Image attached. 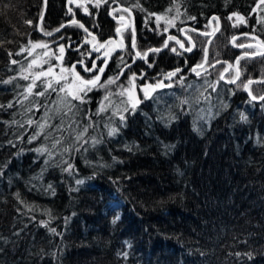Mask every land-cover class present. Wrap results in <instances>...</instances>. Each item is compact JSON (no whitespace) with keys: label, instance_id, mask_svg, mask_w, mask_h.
<instances>
[{"label":"trees","instance_id":"obj_1","mask_svg":"<svg viewBox=\"0 0 264 264\" xmlns=\"http://www.w3.org/2000/svg\"><path fill=\"white\" fill-rule=\"evenodd\" d=\"M68 1L48 0L44 33L72 19L66 18ZM259 2L104 3L135 9V48L142 53L164 47L168 20L193 29L191 43H185L195 46L193 53L171 41L166 51L149 58L157 72L187 65L184 83H178V76L166 90L182 96L164 99L163 107L169 108L163 119L154 99L135 109L124 96L102 103L94 92L84 103L73 101L79 112L53 131L39 125L60 123L59 115H53L57 94L24 99L30 84L24 71L36 57L20 51L43 39L38 24L45 0H0V264H264V101H251L244 89L249 79L264 80V57H242L236 84L221 80L224 68L228 63L235 68L243 52L231 45L233 37L240 36L237 46L250 41L249 33L264 41V4L259 15L255 12ZM98 10L87 17L78 9L76 18L89 32L100 30L96 33L105 40L119 22L106 9L100 15ZM236 14L249 24L229 19ZM212 21L221 30L209 46L208 66L224 62L196 77L188 70L205 60L211 37L200 33L210 32ZM130 30L124 33L128 51L117 55L119 60L134 56ZM75 34L86 32L70 24L58 37L66 45ZM84 57L69 51L66 61L73 65ZM205 77L224 88L227 108L202 120L200 127L184 95L188 81ZM250 91L264 95V83L252 84Z\"/></svg>","mask_w":264,"mask_h":264},{"label":"snow or ice","instance_id":"obj_2","mask_svg":"<svg viewBox=\"0 0 264 264\" xmlns=\"http://www.w3.org/2000/svg\"><path fill=\"white\" fill-rule=\"evenodd\" d=\"M100 2V0H98V3ZM104 3H108L109 0H103ZM112 2H115V0H112ZM260 4H264V0H260ZM85 11L87 12V9H85ZM114 12L116 11L115 9L113 10ZM124 12H129L128 8H124L123 9ZM91 14V13H89ZM232 17L230 16L229 19H231ZM121 20H123V17H120ZM160 17H157V20L159 21ZM194 19V18H193ZM216 19V18H214ZM26 23H31V21H26ZM73 24H78V26L82 29H84V31L86 33H88L90 36H92V40H96L97 37L95 35H93L91 32H89L88 28H85L83 24H79L78 21L73 20L72 21ZM167 24L171 25L172 21L168 20L166 21ZM127 27V26H125ZM56 31H60V29H56ZM165 31H167V29H165ZM183 31V30H181ZM117 33L121 32V28H117L116 29ZM45 35L51 36L52 32H46ZM200 35H204L207 36L208 33L207 32H202L200 33ZM248 35V34H245ZM255 38V37H253ZM237 37H233V43H235ZM129 40H130V46L131 48H135L136 47V34H135V30L134 28L130 30V36H129ZM169 41H174L177 45H179V47L181 49H184L185 51H191V47L185 48V43H191V37H187L186 36V40L182 41L181 39L177 38L176 36H169L165 42H164V47H168L169 46ZM31 43V42H29ZM88 43H91V41H88ZM113 41L110 38L109 40H106L102 43H98V45H93V51L99 52L100 49L105 48L106 45L108 44H112ZM262 44H264V41H261ZM121 44H123V39L121 40ZM32 49H37V48H42L45 49L46 51H44L42 53L41 56L37 57L36 59H32L30 61V63L27 66V69H25V71L32 69L34 66L37 68H41L40 71L35 72L34 73V78L32 79V82L27 86L26 88V95H24V99H28V97L30 95H35V96H39V97H45L50 95V93H56L57 94V100L54 101L53 103H55L57 105V107L54 110L53 115H59V119H60V123L59 124H53V125H47V124H41L39 125V127L43 130L45 127H50L53 131H60L61 130V126L64 124L65 118L67 117L69 120L74 119L76 113L79 112V108L77 106V104L73 103V101H79L80 103H84V97L87 96V93L97 87H103L104 84L101 83V76L105 71V67L107 65V60L105 59L103 61L104 66L102 67H97V65L93 62L91 67L84 65L83 61H78L77 63H79L84 72H88V73H95V75L91 76L90 78H86L84 76H82L80 74L79 71H77L76 69V65L73 64L70 68H61L60 69V75L58 76V78L55 81V85L53 86V83L51 80L47 79L48 77H50L53 72H54V68L53 66L50 64V55L49 52L47 51L48 49V44L47 43H32L31 44ZM239 47L241 48H252L251 44L248 45H244V44H240ZM162 49H150L149 51L154 52V53H158L160 52ZM21 52L24 51H28V55L32 56L33 53L30 50H27L25 48H21L20 50ZM65 51V47L64 46H60L59 47V53L61 54V56L57 57V59L62 60V55ZM171 51L176 52V48H171ZM206 51V50H205ZM20 53H17V55H19ZM13 55L11 52H9V56ZM54 55V53H53ZM108 53L105 52V56H107ZM136 56H141V53L139 51H137L135 53ZM148 53L145 52L143 53V56H147ZM245 56H249L251 55L250 53L246 52L244 54ZM259 55H261L262 57H264V53H260ZM45 57H48V59H44ZM239 59H237L236 63L239 64ZM38 60L41 61V63H38ZM122 60V58H121ZM123 62V61H122ZM12 64H16L18 63V61L16 60H12L11 61ZM217 63H219V61H217ZM42 64H49V67L47 69H42ZM125 67H130L129 65L125 64ZM151 66V65H149ZM201 67V65H197L196 68ZM211 67H215V65H211ZM229 67H231V65H229ZM229 67H225L223 72L221 73V79H224L225 73H228L229 71ZM196 68H193L192 71L196 72ZM176 71H179V69H177ZM176 71L171 72L168 74V78H171L173 76L176 75ZM197 75H199V73H196ZM118 75H123V69H121V72ZM240 73L239 71H237L236 73V78L235 79H230L228 80L229 83L235 84L236 80L239 79ZM118 77L115 78H109L105 83L106 84H114L116 82V79ZM23 79L27 80L29 79L28 76H24ZM132 80H135V74H133L132 76ZM37 81H39V84H37ZM3 83H10V81H4ZM253 81L251 79H249L247 81V84L244 85V87L247 89L248 85L252 84ZM42 86L43 90H39L36 92H33L34 88H40ZM165 85H163L162 83H157L155 85H145L143 87V91L145 92V96L147 97V93L149 89L155 90V88L158 87H164ZM61 93H63V95H60ZM120 95H123V92L120 93ZM249 95L252 96L253 100H260V101H264V95L261 96H255L252 95L251 91H249ZM105 99H107V97H105ZM132 99V94L129 92V100ZM137 103L138 98H137ZM34 104L36 102H33ZM39 106L41 107H46L45 104H40ZM0 107H2V105H0ZM8 107H13V105L11 103H9ZM132 107H135V104L132 105ZM28 111H31L32 108L29 107L27 109ZM38 110V109H37ZM103 110V109H101ZM71 114V115H70ZM53 117H48V119H52ZM121 119H123V116H121ZM32 121L29 120L28 124H31ZM83 131H87V127H85L83 129ZM115 132V129H112L111 131H109L108 135H112ZM49 135H51V133H49ZM81 134H77L76 139L79 140L81 139ZM35 138V137H33ZM53 139H55V143L59 144L61 141L59 139H56L55 137H53ZM98 142V141H97ZM67 150V149H66ZM69 168H71V165L68 166ZM77 183H80V181H77ZM52 231H55L54 229Z\"/></svg>","mask_w":264,"mask_h":264},{"label":"rangeland","instance_id":"obj_3","mask_svg":"<svg viewBox=\"0 0 264 264\" xmlns=\"http://www.w3.org/2000/svg\"><path fill=\"white\" fill-rule=\"evenodd\" d=\"M100 4H101V0L99 3H98V0H70L69 1V8H70L69 12L71 13L73 11L72 9L76 6L82 7V9L84 11H85V9H87V11H89L91 7H96V6H99ZM261 6H263V4H260V2H259L258 6L255 10L257 15H259V10H260ZM176 11H178V9ZM121 15L129 17V15L127 13L126 14L123 12L115 13V16H117V17H119ZM232 18L235 19L234 23H241L242 22L244 24H249V21L245 17H243L239 14L234 15ZM119 25L124 26L125 23L119 22ZM215 28L217 29V26ZM171 30H174V32H171ZM181 30H183V31H181ZM164 33H166L169 36L179 37L180 39H181V37L178 36V34H181L182 37H184V38H186V36L189 37V35H190L189 29H187V28L184 29V27H180L175 21H172L170 28L167 29V31H164ZM253 37H255V35L253 33H249L248 35H246V38L248 40H250V42H256V37L255 38H253ZM88 41H91V43H89V47L92 46L93 40L88 39L87 42ZM38 43H47L49 46L47 51L49 52V55L51 57L50 64L53 66L54 72L47 79L52 81L53 86H56L55 81L58 78V76L61 74L60 69L62 67L63 68H70L72 66L71 63H68L65 60V53L67 54L66 48H65V51L62 55V60L57 59V57L61 56V54L59 53V47L60 46L65 47L66 45L64 44V45L58 46V45H54L52 42L46 41V40L38 41ZM170 43H171V41H169V46H170ZM169 46H168V48H169ZM263 46H264V44H263ZM120 47H121V43L118 44V48H120ZM109 48L110 47H108V49ZM185 48H186V46H185ZM206 48H207V46H206ZM27 50L32 51L33 55L36 58L41 56L42 53L44 51H46L45 49H42V48L32 49V47L30 49H27ZM254 50L257 51L256 49H254ZM53 53H54V55H53ZM176 53H179V51L177 50ZM83 55H85L84 58H86L87 53H84ZM44 59H48V57H45ZM38 63H41V61L38 60ZM48 67H49V64H42V69H47ZM40 70H41V68H37L34 66L32 69L24 71V76H28L29 79H27V80H29V82L31 83L32 79L34 78V73L38 72ZM197 72L200 73L198 69H196V72H194V73H197ZM235 73H236V70L233 67L226 74L225 78L227 80L235 79L236 78ZM115 77H118V78L116 79V82L114 84L109 85V84L105 83L109 78H115ZM86 78H88V77H86ZM185 79H186L185 76H181L178 79V83L179 84L184 83ZM198 79H199V81H198ZM198 79L196 81H188V82L186 81L187 82L186 85H187L188 89H187V93H186V95H184V97L186 96L189 98L187 100V104L189 106V109H194V112L196 109V115L198 118L197 124L201 127V124L203 122L202 120H205L206 118L208 120V118L214 116L215 112L219 113V111H221L222 109H225L227 107L224 103V100L222 99L224 97L222 95H224L225 90H224V88H222L221 84H219L216 80H214L211 77H205L204 80H202V78H198ZM137 81H138L137 77L133 81L132 76L130 78H128L125 75L123 76V75H115L112 73L111 74L108 73L107 75H105L104 79L101 81V83L104 84V86L103 87H97V88L89 91L87 93V96L84 97V100H86V98L89 97V95L91 93H94V92L101 95L102 103L106 100L105 97L109 98V97L114 96V95H119V96H124L125 98H127V100L129 101L131 106L133 104H135V107H137L136 105L138 103L136 101H137V98L139 96V95H137V91H136ZM37 84H39V81H37ZM40 88H42V86ZM38 89L39 88H34L33 92H36ZM121 92H123V95H120ZM129 92L132 94L131 100H129ZM139 93H140V96L142 98H145V100H147L150 97L149 92L147 93V97H146L145 92L140 88H139ZM179 93L181 95L180 91L179 92L178 91L167 92L165 89H163V87H161V89L159 88V90L157 92H155V94L150 98L151 100L154 99L157 102V103L155 102V105L157 104L158 108H160V109H158V112H157L160 117H162L164 119L165 116H168V115L164 114L165 112H168L167 108H169V106H167V105H165V107H163V103L165 101L164 99L171 98L172 100H174V98H177V97H175V95H178ZM215 98H216V102L213 105V100ZM181 101H184V100H181ZM199 102L203 103V105L198 107ZM229 106H230V102H228V108H229ZM135 107H133V108H135Z\"/></svg>","mask_w":264,"mask_h":264},{"label":"bare ground","instance_id":"obj_4","mask_svg":"<svg viewBox=\"0 0 264 264\" xmlns=\"http://www.w3.org/2000/svg\"><path fill=\"white\" fill-rule=\"evenodd\" d=\"M70 1V0H69ZM69 1H68V5H67V10H68V14L66 15V18H72L70 21H68V23L69 22H72L73 20H75V21H78V22H80L81 24H83L84 25V23L82 22V21H80V20H78L77 18H76V11L79 9L80 11H81V13L83 14V15H86L87 17H90L91 15H92V9L93 8H97V9H99L98 10V12H99V15H100V13L102 12V11H104L105 9L108 11V15H109V17L111 18V19H113V21H117V22H120V21H126V25H129V23H130V21H129V19L128 18H124L123 17V20H121L120 19V17H122V16H119V17H117V16H115V13H118V12H123V13H127L129 16H130V18H131V22L133 23L132 24V28H134L135 27V21H136V24L138 25V19H137V15H136V11H135V9L134 8H131L130 6H118V4L117 3H115V4H109L108 6L106 5V6H104L103 7V4H104V2H103V0H101V4L99 5V6H96V7H91L90 8V10L89 11H87V12H85L83 9H82V7H79V6H76V7H74L72 10V12L70 13L69 11H70V8H69ZM103 7V8H102ZM119 7H125V8H128L129 9V12H124L123 11V9H117V8H119ZM48 10V4H47V6H46V3H45V11H44V15L42 16V18H41V20H40V22H39V24H38V31H39V33L41 34V36L43 37V39L42 40H46V41H50V42H52L54 45H58V46H60V45H64V41H63V38H59L58 36L64 31V29L67 27L66 26V24L68 25V23H66L65 25H63L61 28H59L60 29V31H54V32H52V35L53 36H51V37H48V35H45V33L42 31V23H43V21H44V19H45V16H46V13H47V10ZM116 10L115 12L113 11V10ZM89 13H91V14H89ZM132 16H133V18H134V20L132 19ZM74 17V18H73ZM96 18H97V16H96ZM98 20V19H97ZM211 23H213V21L211 22ZM85 27V26H84ZM86 28V27H85ZM117 28H121V32L120 33H117L116 32V30H115V34L114 35H112V36H110V37H108V38H106L105 40H101V38H100V36L96 33V32H99L98 30H94L93 31V35H95L96 37H97V39L96 40H93V45H98V43H102V42H104V41H106V40H109L110 38L112 39V41H113V43L112 44H108V45H106L105 46V48H102V49H100V51L99 52H96V51H93V45L92 46H90L89 47V43L87 42V40L88 39H91L92 40V36H90L88 33H86L85 35H81V34H79V35H77V34H75V35H72L69 39H68V44L69 45H71V46H74V45H77V48H79V50H81L82 49V47H84V49L82 50L83 52V54L84 53H87V56H89L90 55V53L92 52V55L93 54H101V57H103V56H105V52L103 53V51L105 50V49H108V47H113V46H116V48H118V44L119 43H121V40L123 39V42L124 41H126L127 40V38L125 37V29L127 28V27H123V26H117L116 27V29ZM98 29H99V27H98ZM136 29V27L134 28V30ZM128 30H130V29H128ZM58 32V33H57ZM168 37H169V35H168ZM167 37V38H168ZM42 40H40V41H42ZM136 40H137V38H136ZM65 48L67 49V52H72L71 50H68L69 48H67L66 46H65ZM166 47H162V48H159V49H162L160 52H164V51H166L167 49H165ZM153 49H157V48H153ZM192 50L191 51H187V53L188 54H191V53H193V51L195 50V46H193L192 48H191ZM77 50V49H76ZM206 50V49H205ZM209 50V49H208ZM133 51H134V56H133V58H131V59H128L127 61H124V58H122V60L120 59H117L116 60V62H117V64L118 65H120V66H124L125 64H128V63H136V65H137V67L138 66H140V67H142V66H144L145 65V61L147 60V59H149V57L151 58V56H153L154 54V52H151V51H149L148 50V55L147 56H143V53L142 52H140L137 48H134L133 49ZM137 51H139L140 53H141V56H136L135 55V53L137 52ZM73 52H75V49H74V51ZM153 54V55H152ZM149 56V57H148ZM87 58V57H86ZM103 58H105V57H103ZM65 60H66V53H65ZM207 60V64H208V51L206 52L205 51V60L202 62V63H200V65L202 66L204 63H205V61ZM82 61V60H81ZM123 61V62H122ZM75 64V63H74ZM76 64H78L81 68H82V66L79 64V63H77L76 62ZM83 64L85 65V63H84V61H83ZM153 65H152V67H150L151 69H155V65H154V63H152ZM207 66V65H206ZM83 69V68H82ZM155 71V70H154ZM160 71H162V70H160ZM106 72V71H105ZM86 73V74H85ZM81 72V75L82 76H85V77H88V78H90V76H88L87 75V73L88 72ZM109 73H112L111 71L109 72ZM104 77H105V74H104ZM104 77H103V79H104ZM102 79V80H103ZM101 80V81H102ZM169 81V82H168ZM168 81H164L163 82V85H165L164 87H163V89H165V90H167V89H170V88H172L173 87V82L174 81H170V80H168ZM252 84H250L249 85V89H250V86H251ZM160 89H161V87H160ZM154 91L155 90H152V93H151V96H153L155 93H154ZM151 98V97H150ZM149 100H151V99H147L146 101H144L142 104H137L136 106H142L144 103H146L147 101H149ZM136 109V108H135Z\"/></svg>","mask_w":264,"mask_h":264},{"label":"flooded vegetation","instance_id":"obj_5","mask_svg":"<svg viewBox=\"0 0 264 264\" xmlns=\"http://www.w3.org/2000/svg\"><path fill=\"white\" fill-rule=\"evenodd\" d=\"M121 16L124 17V18H128L129 21H130L129 25H127V28L124 31H127L128 29H133L132 28V24L133 23L131 22L130 16L129 17L123 16V15H121ZM120 22H124L125 25H126V21L123 20V21H120ZM136 25L137 24H136V21H135V27H136ZM207 33H209V32H207ZM177 38H179V37H177ZM258 43H259V41L257 39H256V42H250L249 41V42L244 43V44H253V45H252L251 49H249V48L248 49H244L242 53L248 52L250 54H255V53L262 52L263 49L260 50L261 49V48H259L260 47V45H259L260 43L259 44ZM66 47L69 48L68 50H71V51H74V49H75V52H79V53H82L83 52L82 50L84 49V47H82V49L79 50V48H77V45L69 46L68 43H66ZM128 47L129 46H128L127 42L124 41L123 44H121L120 48H116V46H113V47H110L109 49H105L103 51V53L104 52L108 53V55L105 58L101 57V54H93L92 55V52H91L90 55L89 56L86 55L87 58H83L82 61H84L85 65H87L89 67H91L93 62L97 65V67H102L103 66V61L105 59L106 60L109 59L110 61H109V64L107 66L105 75H107L110 71L111 72L113 71V73L115 75H118L121 72V69H123V76L125 75L128 78H130L131 76H133V74H135V78L137 77V80H138L137 81V88H136L137 95H139L138 96V101H139L138 104H142L144 101H146L145 98H142L140 96L139 88L143 89V87L145 85H149V84H151V85H155L157 83H162L163 84V82L166 81V80L174 81V79L177 78L178 76H183L182 74L184 73L185 68L187 67V65H186L185 68L180 67L179 71H176L178 68L176 70H173V71H176V75L171 77V78H168V74L170 72H166L165 70L157 72V71H154L153 69L150 68L153 65L152 62L150 61V59H147L145 61V65L142 66V67H140V66L137 67L136 63H128L127 65H129L130 67L120 66L116 62L117 55L124 54L125 52H127L128 51ZM254 49H256L257 51H255L254 53H251L250 51H252ZM75 65H76L77 71H79L80 73L84 72L83 69L78 64L75 63ZM149 65H151V66H149ZM198 65H200V64H198ZM196 66L197 65H195L194 67H196ZM208 67H210V66L207 65L205 68L199 69V72L207 69ZM190 71L191 70H188V72H190ZM206 74H208V72H206ZM87 75L91 77V76L95 75V73H87ZM201 76H203V75H201ZM201 76H196V77H201ZM159 88L160 87L155 88L154 93L157 92L159 90ZM148 92H149V96L152 97L151 96L152 89H149ZM150 97L148 99H150Z\"/></svg>","mask_w":264,"mask_h":264},{"label":"water","instance_id":"obj_6","mask_svg":"<svg viewBox=\"0 0 264 264\" xmlns=\"http://www.w3.org/2000/svg\"><path fill=\"white\" fill-rule=\"evenodd\" d=\"M45 3H46V6H47V4H48V0H45ZM125 7H119V8H117V9H124ZM47 10V9H46ZM132 19L134 20V18H133V16H132ZM70 23H72V22H70ZM70 23H68V25L70 24ZM79 24H81L80 22H79ZM67 24H66V26H68ZM127 26V25H126ZM125 27V26H124ZM220 30V29H219ZM219 30L217 31V33L219 32ZM213 32H214V27H213ZM58 33V32H57ZM208 35H210V34H208ZM51 36H53V35H51ZM51 36H48V37H51ZM216 36V33H214V35H213V37H212V39L210 40V42L208 43V45H207V48H206V52L208 51V49H209V46H210V43H211V41L213 40V38ZM238 38V37H237ZM231 44L233 45V46H235V43H233V40L231 41ZM252 45V44H251ZM69 46H71V45H69ZM168 47H166L165 49H167ZM235 48H237L238 50H244V49H246L247 47H245V48H241V47H239V46H235ZM261 53H264V52H261ZM245 53H243V54H241L238 58H240V59H242V57H246L245 55H244ZM260 53H258V54H255V55H249V56H247V57H251V58H256V57H258V56H261V55H259ZM103 57H106V56H103ZM240 59H239V61H240ZM109 61L110 60H108L107 59V65H106V67H105V71H106V69H107V66H108V64H109ZM223 63V61H220L219 63H216V64H214L215 65V67L216 66H218V65H220V64H222ZM207 65V60L205 61V63L201 66V67H199V68H196V67H194V68H196V69H202V68H204L205 66ZM229 65H231V67H229V71L232 69V67H233V65L231 64V63H229ZM237 63H236V67H237ZM104 66V65H103ZM215 67H209L207 70H205V71H203L201 74H203V73H206V72H208V71H210L211 69H213V68H215ZM105 71H104V73L102 74V76H101V80L103 79V77H104V74H105ZM226 74L227 73H225V76H226ZM225 76H224V79L223 80H225ZM240 78V77H239ZM238 81V79L236 80V82ZM253 81V83L252 84H262V83H264V80H252ZM229 83V82H228ZM229 84H232V83H229ZM248 87H249V85H248ZM247 87V89L245 88V91H246V93H247V95L249 96V98L252 100V101H254V102H257V103H261L262 101H260V100H253L252 99V96L251 95H249V88Z\"/></svg>","mask_w":264,"mask_h":264}]
</instances>
